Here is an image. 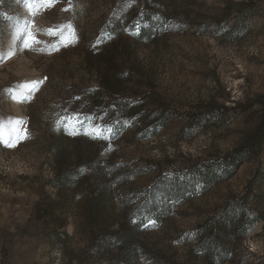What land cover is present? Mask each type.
I'll return each mask as SVG.
<instances>
[{
  "label": "rangeland",
  "instance_id": "1",
  "mask_svg": "<svg viewBox=\"0 0 264 264\" xmlns=\"http://www.w3.org/2000/svg\"><path fill=\"white\" fill-rule=\"evenodd\" d=\"M263 111L264 0H0V264H264Z\"/></svg>",
  "mask_w": 264,
  "mask_h": 264
},
{
  "label": "trees",
  "instance_id": "2",
  "mask_svg": "<svg viewBox=\"0 0 264 264\" xmlns=\"http://www.w3.org/2000/svg\"><path fill=\"white\" fill-rule=\"evenodd\" d=\"M107 69L109 68H112V64L110 63V58H108L107 60ZM89 62V60L85 61V63ZM115 81H118L120 76H118V74H115ZM111 84L110 82H107V81H104L103 84H102V87L103 89H107L108 90V93H110L111 91ZM262 122L260 124V127L264 126V111L262 112ZM62 142V138L59 137L57 139V141L55 142V144L53 145V153L55 155V160L57 162H59L58 164V167L55 168V179L53 180V183L55 182L56 179H60L62 181H69L70 178H71V175L78 178L80 177L81 173H82V165L81 163L83 162V151H81V149H78L77 151L75 150L74 152H70L68 151L67 149V145L66 144H63V145H60ZM73 160L76 162V165L74 166V168H72V170H69V168L67 167H64L65 165L68 166V162L69 160ZM89 169H93L94 170V167L93 166H90ZM99 171V172H98ZM97 172L100 173V169H97ZM96 208V207H95ZM101 239L103 241V243H126V245H129L127 244V242L131 239L130 236H128L125 232L124 235H118V234H111V233H103L101 235ZM205 241L203 240V242L201 243V247L202 249H205L204 248V244ZM117 245V244H116ZM130 245H131V242H130ZM206 250V249H205ZM208 252V249L206 250ZM127 262V261H126Z\"/></svg>",
  "mask_w": 264,
  "mask_h": 264
},
{
  "label": "snow or ice",
  "instance_id": "3",
  "mask_svg": "<svg viewBox=\"0 0 264 264\" xmlns=\"http://www.w3.org/2000/svg\"><path fill=\"white\" fill-rule=\"evenodd\" d=\"M34 40V37H32L30 34L28 36V40L25 41V46L28 47L30 46V44L28 43V41H32ZM16 124H20L22 123L21 121H15ZM73 135H75V133H73ZM28 138V134L27 131L25 130L24 134L22 136L17 137L15 140L10 139V138H5L2 134H0V144H2L5 147H16L17 144L23 140V139H27Z\"/></svg>",
  "mask_w": 264,
  "mask_h": 264
}]
</instances>
